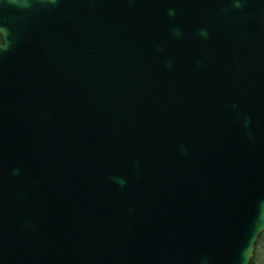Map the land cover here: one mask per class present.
<instances>
[{"label":"water","instance_id":"obj_1","mask_svg":"<svg viewBox=\"0 0 264 264\" xmlns=\"http://www.w3.org/2000/svg\"><path fill=\"white\" fill-rule=\"evenodd\" d=\"M0 36V264H249L264 0H0Z\"/></svg>","mask_w":264,"mask_h":264},{"label":"trees","instance_id":"obj_2","mask_svg":"<svg viewBox=\"0 0 264 264\" xmlns=\"http://www.w3.org/2000/svg\"><path fill=\"white\" fill-rule=\"evenodd\" d=\"M263 248V252L260 253ZM264 257V231L258 236L257 241L254 245L253 257L250 260L249 264H256L259 258Z\"/></svg>","mask_w":264,"mask_h":264},{"label":"rangeland","instance_id":"obj_3","mask_svg":"<svg viewBox=\"0 0 264 264\" xmlns=\"http://www.w3.org/2000/svg\"><path fill=\"white\" fill-rule=\"evenodd\" d=\"M263 252V248L261 249L260 253ZM256 264H264V257L259 258V260L256 262Z\"/></svg>","mask_w":264,"mask_h":264},{"label":"flooded vegetation","instance_id":"obj_4","mask_svg":"<svg viewBox=\"0 0 264 264\" xmlns=\"http://www.w3.org/2000/svg\"><path fill=\"white\" fill-rule=\"evenodd\" d=\"M189 6V5H188ZM193 6V5H192ZM199 6H201V5H199ZM204 5H202V7H203ZM0 44H3V40H2V37L0 36Z\"/></svg>","mask_w":264,"mask_h":264}]
</instances>
